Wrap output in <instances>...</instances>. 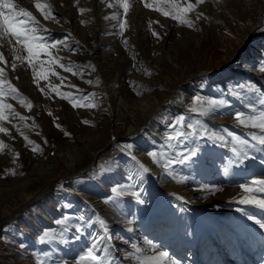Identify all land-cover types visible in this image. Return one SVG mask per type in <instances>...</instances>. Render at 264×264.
I'll return each instance as SVG.
<instances>
[{"label":"rangeland","instance_id":"rangeland-1","mask_svg":"<svg viewBox=\"0 0 264 264\" xmlns=\"http://www.w3.org/2000/svg\"><path fill=\"white\" fill-rule=\"evenodd\" d=\"M48 2L55 20H45L33 0H14L39 21L45 48L31 64L16 58L28 56L22 45L0 40L7 61L0 62V79L19 93L14 98L7 83L0 86V101L11 105L0 119L7 129L0 132L6 145L0 148V264H76L94 244L99 260L83 264H138L129 253L143 259L162 251L168 256L161 264H264V228L256 223L264 222V209L240 202L264 200V193L239 186L264 178V150L251 139L259 130L235 119L237 112L264 111V12L258 20L264 0H205L186 16L193 27L144 7L157 6V0H128L126 15L117 0ZM158 6L171 10L163 0ZM257 21V36L247 45ZM195 97L225 103L211 111L204 104L201 115L190 111ZM166 99L150 122L156 130L147 119ZM88 104L96 106H83ZM181 115L183 127L176 125ZM138 127L137 135L120 137L102 151L86 174L70 178L113 136ZM181 131L179 140L168 139ZM229 133L248 140L243 163H233ZM48 181L43 197L4 218ZM71 187L93 204L66 189Z\"/></svg>","mask_w":264,"mask_h":264},{"label":"snow or ice","instance_id":"snow-or-ice-1","mask_svg":"<svg viewBox=\"0 0 264 264\" xmlns=\"http://www.w3.org/2000/svg\"><path fill=\"white\" fill-rule=\"evenodd\" d=\"M35 9L40 13L41 16L45 20H55L56 17L53 15V9L51 3L48 2V0H33ZM164 3L170 5L171 10L165 11L162 7H159L160 0H157V6H153V4H149L147 2L144 3V7L146 8H153L155 11L161 12L165 16H169L174 20H178L182 24H187L189 27H193L191 21L186 19V16L188 13L195 10L196 6L199 4H202L205 2V0H195V3L190 2V0H185L184 4H181L179 0H163ZM117 4L123 8L124 14L126 15L129 10V3L128 0H117ZM186 5V6H185ZM112 5L110 4L109 7ZM80 13L83 14L86 9H79ZM202 15V14H201ZM115 18V17H113ZM83 23V21H82ZM126 26V21H123L119 24V27L121 29V34L123 33V30ZM39 31V21L36 19V17L33 15L31 11H28L27 9L20 7L18 4L14 3V0H0V40L7 39L9 43L12 42L14 39L17 44H20L23 46L24 50L28 53L27 57H19L17 56V59L27 60L29 64L32 63V60L39 55V51H42L45 46L41 43L43 40V37L38 35ZM46 31V30H45ZM153 35H157V33L153 32ZM57 44L61 43L60 41L56 42ZM49 47H56V44L49 45ZM15 51V50H13ZM0 62H3L4 64H7V61H5L4 56L2 53H0ZM16 65L12 64L13 70H15ZM67 71H71V68H67ZM146 74H151L148 72V70L145 69ZM5 73V68L0 67V77H3ZM55 75V73H53ZM75 74V73H74ZM33 75L34 78L36 76L35 69H33ZM8 85V91L14 95V98H19L18 90L12 87V85L7 82L4 79H0V86L6 84ZM137 94H140L139 92ZM4 95V89L0 87V96ZM60 95L63 97L64 94L60 93ZM20 102L23 104L24 99L20 98ZM225 101H216V100H208V101H202L200 97H195L193 100V107L190 109L193 113H198L201 115L206 114V111L203 110V105L207 104L210 107L207 109V111H211L215 109L216 107L224 104ZM260 103L264 105V100H261ZM29 109L31 108V104L28 103L26 105ZM81 106L77 104L76 102H73V107ZM87 107H95V104H88L83 105ZM5 109H11V105L4 104L2 101H0V119H6L4 116V110ZM10 115L17 116L18 114L15 112H11ZM20 119H25L24 117H20ZM235 119L238 121V123L242 126L251 127L254 129L259 130V134L253 133L251 136V139L256 142L257 145L261 146V150H264V111H260L258 114L248 115L245 112H237L235 113ZM186 120V117L181 115L176 120V125H180L181 127L184 126V121ZM85 123H88L85 121ZM175 127V125H173ZM191 127V125H189ZM0 132L7 133V129L0 128ZM68 135V133H65ZM196 132H193V135H195ZM185 135L184 132H177L175 136H170L169 140H179L181 137ZM229 136H231L232 140V148L231 152L233 156L236 158L233 160V163H243L244 160L249 159V154L245 150L246 146L248 145V140L241 138L238 135H235L233 133H229ZM27 139V137H25ZM218 139L223 140L224 137H218ZM31 143V141H29ZM6 147V145H3L2 142H0V148ZM37 149H33V151H36ZM149 155H154L153 153H149ZM192 155H195V151L192 152ZM188 159V157H184V160ZM180 162H183L180 161ZM173 163V161H168V164ZM167 164L164 165L165 168H167ZM143 168V165H141ZM9 171L12 175H15V172L13 170H6ZM143 171L147 172V168H143ZM227 172V169H225ZM241 189H243L246 193L251 192H261L264 193V178L261 179H252L249 182L242 183L239 185ZM213 193L216 191V189H211ZM113 193H116L117 195H121L120 191L117 188L112 189ZM241 203H255L260 208L264 209V200H250L248 198L242 199L240 201ZM250 219L252 217H249ZM257 224L260 225L261 228H264V222L257 220ZM47 233H45V236ZM41 240H43V237H40ZM136 247L135 245L133 246ZM136 251L139 252L140 249L136 248ZM130 257L136 259L138 261V264H161V261L163 258H166L168 256L167 252H159L157 256L154 257H146L141 259L138 256H134L133 253L128 254ZM99 257L96 255V245L94 244L92 247H89L87 251L82 254L79 259L76 261V264H83L84 261H98ZM171 264H175V262H171Z\"/></svg>","mask_w":264,"mask_h":264},{"label":"bare ground","instance_id":"bare-ground-1","mask_svg":"<svg viewBox=\"0 0 264 264\" xmlns=\"http://www.w3.org/2000/svg\"><path fill=\"white\" fill-rule=\"evenodd\" d=\"M264 12V9H262L261 10V12H260V15H259V19L258 20H260V18H261V16H262V13ZM259 25V21H257L255 24L254 23H252L251 24V30L249 31L250 33L252 32V30H255L256 29V27ZM247 28V26H243V29L245 30ZM246 33H247V35H248V31H246ZM249 33V34H250ZM239 64V63H238ZM191 86V85H190ZM189 88V87H188ZM190 93H192V90H190L189 91V94ZM188 97H186V99H187ZM118 104H120V103H122V100L121 99H119L118 100V102H117ZM239 104H241V103H239ZM161 106V105H160ZM159 105L158 106H156L155 107V109H154V111L150 114V116L148 117V119H147V124L148 123H150L151 121H152V119H153V116L155 115V112L158 110V107H160ZM147 105L145 104V103H142V105H141V108H140V110H143V111H146L147 110ZM240 107L241 108H243V106L242 105H240ZM120 107H118L117 106V109H119ZM125 109L128 111V112H130L131 111V113L132 112H134V108L133 107H131V106H128V105H126L125 106ZM246 109V108H245ZM212 117H214V115L212 116ZM221 116L219 115V117L218 118H220ZM149 126L150 127H152V128H154V129H156V130H159V127L157 126V125H155L154 123H150L149 124ZM131 129H133V127H131L129 130H131ZM138 129H139V127L137 128V129H135L133 132H128V134L129 135H137L136 133L138 132ZM132 131V130H131ZM118 137H121V136H118ZM138 139L140 140V137H138ZM116 141V140H115ZM141 141V140H140ZM114 142V141H113ZM112 143V142H111ZM141 143H142V141H141ZM143 144V143H142ZM100 149V148H99ZM98 150V149H97ZM96 150V151H97ZM96 151L94 152V154H93V158H92V160L90 161V162H92L93 161V159H94V156H95V154H96ZM128 154H131V151H128L127 152ZM132 154L133 155H131L132 157H134V158H136L135 157V153H133L132 152ZM138 159H140V156H138L137 157ZM87 167V166H86ZM85 167V168H86ZM84 168V169H85ZM83 169V170H84ZM81 170H78V171H76V172H74L73 174H75V173H79ZM149 173V172H148ZM152 184H153V187H155L156 185L158 186V182L156 181V179H154L153 178V180H152ZM51 185H52V183H51V181H48L47 182V184H46V186L44 187V188H42V190L35 196V197H33L31 200H29L28 202H26L25 204H23V205H21L20 206V208L16 211V212H14L12 215H8V216H6V217H4V218H10V217H14L15 215H18V212L20 211V209H22L24 206H26V205H28L29 203H32L36 198H38L42 193H44V195H45V192H47V190H48V188L50 187L51 188ZM49 188V189H50ZM74 189V188H73ZM75 190V189H74ZM27 193V192H26ZM75 193H77V194H79L80 195V198L81 199H83V200H86L87 202H89L90 204H93L92 202H91V197L87 194V193H82V192H79V191H77V190H75ZM152 194V193H151ZM23 196L25 197V194L23 193ZM30 196V195H29ZM27 200L29 199L28 197L26 198ZM82 200V201H83ZM87 204V203H86ZM85 204V205H86ZM89 205V204H88ZM99 206H101V204H99ZM85 207V206H84ZM6 208V207H5ZM7 209V208H6ZM8 210V209H7ZM8 212V211H7ZM5 213V212H4ZM111 213L112 214H115L116 212H115V210L114 209H111ZM3 218V219H4Z\"/></svg>","mask_w":264,"mask_h":264},{"label":"water","instance_id":"water-1","mask_svg":"<svg viewBox=\"0 0 264 264\" xmlns=\"http://www.w3.org/2000/svg\"><path fill=\"white\" fill-rule=\"evenodd\" d=\"M255 36H257L256 35V33H254V32H251L250 33V35L248 36V38H247V45L248 44H250V41H251V39L253 38V37H255ZM247 48H243L242 50H240V51H238L237 52V54H236V56H234L233 57V59H232V63H234L237 59H238V57L240 56V54L243 52V51H245ZM231 63V64H232ZM227 67H229V66H227ZM225 68H219L218 70L219 71H222V70H224ZM214 72V70L213 71H210V72H202L200 75H198V76H196V78L197 77H199V76H201V75H207V74H210V73H213ZM170 99H166L164 102H163V104L160 106V107H158V109L159 108H161L162 106H165L167 103H168V101H169ZM139 133V129H138V132L136 133V134H138ZM128 133L125 135V136H121V139L122 140H125V139H127L128 138ZM120 139V137H118V136H113L112 138H111V140L110 141H108L105 145H103L100 149H98L97 151H96V154H95V156H94V159H93V161L92 162H90L88 165H87V167L84 169V170H81L79 173H75V174H73L70 178H75V177H78V176H81V175H84V174H86L88 171H89V169L92 167V165H94V163H96V161H97V158H98V155L102 152V151H104L107 147H109V145H111V142H112V144H115L113 141H115V140H118V141H120L119 140ZM121 140V141H122ZM130 155H133L132 154V151H131V154ZM140 163V162H139ZM64 181H66V179L64 178L63 179ZM51 183H52V181H51ZM63 183V182H62ZM63 185L64 186H67L66 185V183H63ZM69 187V186H68ZM50 188V187H49ZM48 188V189H49ZM66 189H70V191H71V189H73V187H71V188H66ZM72 193H74L73 191H71ZM78 198L80 197V195L79 194H77V193H74ZM43 195H44V193H42L38 198H36L33 202H32V204L33 203H35L37 200H39L41 197H43ZM28 205H30V204H28ZM20 212H18V214H19ZM7 221H9V220H7ZM2 223V222H1ZM0 223V224H1Z\"/></svg>","mask_w":264,"mask_h":264}]
</instances>
